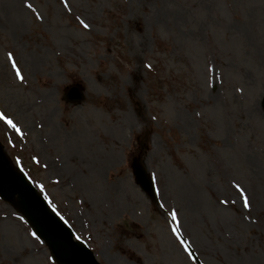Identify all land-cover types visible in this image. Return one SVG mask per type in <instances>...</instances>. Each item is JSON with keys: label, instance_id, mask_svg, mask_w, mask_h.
Masks as SVG:
<instances>
[{"label": "rangeland", "instance_id": "obj_1", "mask_svg": "<svg viewBox=\"0 0 264 264\" xmlns=\"http://www.w3.org/2000/svg\"><path fill=\"white\" fill-rule=\"evenodd\" d=\"M263 97L264 0H0V142L100 264H264ZM0 264H55L1 200Z\"/></svg>", "mask_w": 264, "mask_h": 264}, {"label": "water", "instance_id": "obj_2", "mask_svg": "<svg viewBox=\"0 0 264 264\" xmlns=\"http://www.w3.org/2000/svg\"><path fill=\"white\" fill-rule=\"evenodd\" d=\"M67 98L73 102L82 99L76 88L67 92ZM264 106V100L262 103ZM133 174L137 183L147 194L152 196L153 188L142 167L135 161ZM0 197L14 206L24 216L38 237L45 240L53 259L58 264H98L87 248L72 240L71 232L47 209L46 204L25 182L6 158L0 147Z\"/></svg>", "mask_w": 264, "mask_h": 264}, {"label": "snow or ice", "instance_id": "obj_3", "mask_svg": "<svg viewBox=\"0 0 264 264\" xmlns=\"http://www.w3.org/2000/svg\"><path fill=\"white\" fill-rule=\"evenodd\" d=\"M9 59H11V57H9ZM19 76H20V74L19 73H17V78H19ZM0 120H2L6 125H8L9 127H12V128H14V130H16L17 132L19 131V129H16L15 128V125L13 124V122L11 121V120H8V119H6L5 117H3V116H0ZM241 195H243V193H241ZM245 208H247L248 207V204H247V202H245ZM173 219L175 220V216H173ZM177 239H180V237L179 236H177ZM185 250H187V249H185Z\"/></svg>", "mask_w": 264, "mask_h": 264}, {"label": "bare ground", "instance_id": "obj_4", "mask_svg": "<svg viewBox=\"0 0 264 264\" xmlns=\"http://www.w3.org/2000/svg\"><path fill=\"white\" fill-rule=\"evenodd\" d=\"M98 168V167H97ZM97 168H96V170H97Z\"/></svg>", "mask_w": 264, "mask_h": 264}]
</instances>
